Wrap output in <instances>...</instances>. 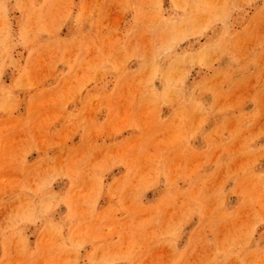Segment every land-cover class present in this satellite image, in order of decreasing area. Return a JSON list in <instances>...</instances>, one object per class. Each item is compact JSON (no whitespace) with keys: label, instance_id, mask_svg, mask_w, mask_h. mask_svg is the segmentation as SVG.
I'll return each mask as SVG.
<instances>
[{"label":"rangeland","instance_id":"374dc122","mask_svg":"<svg viewBox=\"0 0 264 264\" xmlns=\"http://www.w3.org/2000/svg\"><path fill=\"white\" fill-rule=\"evenodd\" d=\"M0 264H264V0H0Z\"/></svg>","mask_w":264,"mask_h":264}]
</instances>
